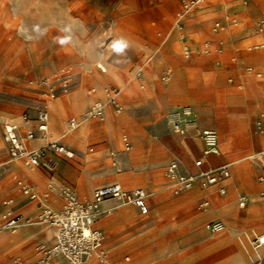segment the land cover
<instances>
[{
  "label": "rangeland",
  "instance_id": "obj_1",
  "mask_svg": "<svg viewBox=\"0 0 264 264\" xmlns=\"http://www.w3.org/2000/svg\"><path fill=\"white\" fill-rule=\"evenodd\" d=\"M208 6L200 12L201 15L190 13L180 21L177 18L181 8L179 0H0V193L16 190L21 194L10 180L12 172L21 167L20 173L26 178L30 172L21 159L8 154L1 137L2 123L11 121L22 130L34 128L37 111L45 105L48 129L45 138H37L63 142L72 149L73 156L57 157L49 174L44 169L31 170L44 177L42 193L50 191L59 196V190L69 186L77 194L76 187L77 191L84 192L85 182H92L88 196L77 194L82 201L90 200L96 187L117 180L108 157L109 152L114 151L121 157L119 182L123 187L152 184L155 189H167L170 198L195 196L178 210L168 209L170 206L167 205L165 209L168 212L163 220L153 205L149 204L148 214L141 216L132 205L113 199V206L128 211L131 217L129 220L116 217L113 225L109 219L115 213L103 218L108 212L102 209L104 204L101 203L96 225L103 230L102 248L107 264H152L142 262V259L155 249L169 250L167 264L253 262L257 255L252 249V237L264 232V225H247L264 220V181L259 180L264 176V166L250 159L249 155L256 150L250 143L248 120L252 118L253 130L264 136V49L249 47L264 45V0H229L219 6ZM220 7L224 11L216 16L214 13ZM233 17L236 18L235 23H231ZM217 21L222 28L215 30ZM37 27L39 31H35ZM28 36L32 38L28 39ZM62 38H68L67 42L60 43ZM120 39L126 40L129 47L116 52L110 45ZM184 47L190 52L188 58L184 57ZM174 58H180L181 62H172ZM149 60L155 63L156 82H148L141 74L144 61L147 65ZM98 65L105 71L101 72ZM113 65L128 77L138 75L137 85L134 78H117V83L109 78ZM177 65L182 67L179 75L176 74ZM64 68L73 74L71 84L66 91L49 98L45 95L48 85L40 81L46 78L57 86L55 74ZM168 71L169 76L166 75ZM244 72L249 74L246 79L241 75ZM97 81L101 83L100 88L96 86ZM247 83L255 88L256 94H245ZM235 84L242 88L236 89ZM109 86L116 89L118 94L115 97L119 99L126 97L131 88L137 92L129 102L121 103L123 109L119 114L110 112L103 121L85 117L78 127L67 130L66 123L70 118L84 117L91 103L88 101L86 104V97H105L104 89ZM91 88L93 92L88 94ZM75 90L80 91L82 97L80 108L83 112L79 114L74 104L59 100L60 97H71ZM177 90H185L186 94L179 95ZM181 97L198 99L191 102ZM205 97H218L213 102L226 110V116L232 122L229 131L221 133L213 124L203 122L205 115L197 110L193 101L212 102ZM183 105L192 108L202 126L217 131L220 155L214 158L216 165L224 161L229 163V186L223 196H218L231 206V211L224 215L219 212L227 208L222 207L214 195L211 199L215 207L211 211L198 200L201 195L198 187L174 195L172 187L166 183L165 169L172 160L193 168V174L200 172V168L193 164L194 158L200 155V144L191 134L174 132L165 119L168 111ZM52 113L59 117L60 122L54 123ZM23 114L26 120L22 119ZM84 120L89 125L79 138ZM238 120L242 121L241 125ZM123 133L131 144L127 152H121L120 136ZM68 135L74 138L69 140ZM173 137L178 138L177 143ZM124 156L129 157L128 160ZM237 165L242 167V173L238 174ZM153 172L158 174L156 179ZM144 189L147 193V188ZM240 197L246 199L243 208L238 206ZM24 200L29 201L26 197ZM3 201L1 196L0 205ZM200 213H203L199 216L201 219L195 220ZM215 219L224 222L223 232L211 233L206 229L205 225ZM164 220L174 222L175 229L162 231L160 226ZM30 221L47 225L41 218V209ZM169 226L166 224L165 227ZM47 231L51 240L52 231L50 228ZM192 233L202 234L192 246L185 243L186 248L194 251L176 250V243ZM124 240L128 241L125 243ZM114 241L116 249L109 252L108 245ZM39 245L35 248V257L39 255ZM258 251L259 255H264V247ZM174 257L180 260L177 262ZM15 261L19 259L13 257L10 262L18 264ZM89 261L104 264L95 258Z\"/></svg>",
  "mask_w": 264,
  "mask_h": 264
},
{
  "label": "built area",
  "instance_id": "obj_2",
  "mask_svg": "<svg viewBox=\"0 0 264 264\" xmlns=\"http://www.w3.org/2000/svg\"><path fill=\"white\" fill-rule=\"evenodd\" d=\"M206 0H179L181 8L177 18L181 21L187 14L193 13L200 9L201 5ZM236 19H231V23H235ZM180 23V22H179ZM178 27L179 24H178ZM222 26L217 21L214 23V29H221ZM254 49L262 48L264 45H253ZM184 57L188 58L190 52L187 47L183 48ZM101 72L105 68L98 65ZM167 76L170 75L168 71ZM73 74L69 69H61L55 74L54 81H58L57 86H53V81H48L46 78L41 79V83L48 85L46 96L54 98L59 92L66 91L70 84ZM93 89L87 91L92 93ZM106 101L94 100L88 107L85 117L103 121L105 118L106 108L110 107L115 114H119L123 107L117 99L116 89L106 87L104 89ZM47 107L43 105L38 111L35 119L34 128L26 129L23 136L18 132L17 125L4 121L2 123L1 137L6 143L8 154L15 158L21 159L23 164L28 168H42L51 172L54 167L52 157L71 158L73 152L64 146L59 141H49L45 145L34 150L26 147V142L34 140L37 137L45 138L48 126ZM22 119L26 120V115H22ZM166 122L171 129L181 135L191 134L199 139L202 144L201 157L194 160L193 164L197 168H201L204 164V158L209 155H218V134L213 129L201 128L193 113V110L188 105H183L168 111L165 115ZM77 125L75 119H69L66 123L67 130L73 129ZM37 133V134H36ZM123 151L130 149L128 137L121 135ZM111 165L116 171L120 170L116 161V153L109 152ZM250 159L256 161L261 166H264V149L250 155ZM180 163L172 160L168 163L165 169V176L169 180L172 187V193L177 195L183 191L192 189L198 185L201 189H206L217 185L226 180L230 176L228 164L218 166L207 165L201 168L197 174L180 172ZM260 181H264V176L259 177ZM17 187L21 193L27 195L29 199H37V195L31 190V187L21 179H15ZM51 187V184L48 185ZM219 194L225 193V188L219 186L217 188ZM63 204L59 209H51L43 206L41 209V218L54 229L53 241L51 244H40L39 255L31 261L24 262L23 260L15 261L18 264H61L66 261L68 264H81L85 259L95 256L98 260H105V252L102 248L103 232L95 227L96 216L98 215L99 205L107 199H115L124 204L134 206L140 215L148 213L147 193L142 187L125 189L119 183H108L96 187L90 200H80L69 186H64L59 190ZM246 199L239 198L238 206L244 207ZM208 205L207 200L202 201V206ZM3 226L14 232L19 226V217H7L4 220ZM206 229L211 233H219L224 230V224L219 220H213L205 225ZM252 245L255 249L264 247V233L254 234L252 237ZM264 260V255H257V258L250 264H261Z\"/></svg>",
  "mask_w": 264,
  "mask_h": 264
},
{
  "label": "crops",
  "instance_id": "obj_3",
  "mask_svg": "<svg viewBox=\"0 0 264 264\" xmlns=\"http://www.w3.org/2000/svg\"><path fill=\"white\" fill-rule=\"evenodd\" d=\"M224 1H229V0H220V1L219 0H206L201 5L200 9H198L197 11H194L191 14L195 13L196 16L201 15L202 13H200V12H202L204 8L209 7L208 6L209 4H211L213 6H219ZM221 9L224 11V8L220 7L218 9V11L214 14L216 16L221 15L223 12ZM231 19H236V18L233 17ZM196 27L197 26H194L193 28L197 29ZM252 46H250L249 48L254 49ZM257 49H264V47L257 48ZM171 61L175 62L176 64L181 62L180 58H174ZM154 64H155L154 61H152L150 64L146 65L145 61H144L143 68H142L143 70H142L141 74L148 82H156V80H157V73H156V70L154 68ZM176 68H177L176 74L179 75V73L182 71V67H179L177 65ZM111 71H112V74H109L108 77L113 79L116 83H117V78H121L123 80H129L131 78H134L133 81L135 82V84L137 85V83H138V78H137L138 75L128 77L116 65H113L111 67ZM241 75L244 79L249 77V74L245 73V72L242 73ZM229 82H231V78L229 79ZM100 85H101V83L97 81L96 82L97 88H100ZM234 86L238 90H240L242 88L240 84H235ZM72 92H74V93H72L71 97H60L59 100L61 103L74 104L76 112L78 114L82 113L83 109L80 108L81 99H82V97H80L81 93H80V91H77V90L72 91ZM136 92H137V90H134L131 88L127 92L126 97H122L120 99V102L121 103L122 102H129L132 99L131 96L136 94ZM177 92L179 95L186 94L185 90H182V91L177 90ZM256 93H257V91H255V88L251 84L247 83L246 89H245V94L248 96V95H254ZM86 98H87L86 104L88 103V101H91V103H92L94 100H101V101L103 100L104 101L105 99H107L106 97H98L99 99H91L90 97H86ZM181 98L189 99L188 101H191V102H192V99H198L197 97H181ZM205 98L211 100L212 102L211 103H198V102L193 101V105H195V107H197V110L201 113H204V115H205L203 122L205 124H213L216 129L221 131V133L224 132V130L226 132L229 131V129L232 126V122L230 119L227 118L226 110L222 107L216 106V104L213 102V100H217L218 97H205ZM247 98H252V97H247ZM255 103H257V101H255ZM158 105H161V103L159 102ZM85 107H86V105H85ZM110 112L113 113L112 109L110 107H107L105 116L109 117V115L111 114ZM113 114H115V113H113ZM115 115H117V114H115ZM53 119H54V123H55V121L60 122L59 117L55 116L54 114H53ZM90 120H95V119H90ZM95 121H98V120H95ZM109 121L111 122L110 119H109ZM9 122H11V121H9ZM11 123H13V122H11ZM237 123H239L241 125L242 121L238 120ZM198 124L201 128L213 129V128H210L207 126H202L199 123V121H198ZM253 124H254V121L252 118H250L248 120V126L250 128V143H251L252 148L254 150H256V152H254V153H257L260 151L262 144H264V136H260V135H257L255 133V131L253 130ZM88 125H89L88 121H86L82 125V131L79 132V138H80V135L82 136L85 133ZM213 130H215V129H213ZM25 131L26 130H22L21 127H18V132L21 136L24 135ZM123 134H125V133H123ZM123 134H121V135H123ZM195 139L200 144L201 149H200V155L195 157L194 160L201 157V151H202V144H201L200 140L197 138H195ZM226 139H228V137ZM173 141L175 143H177L178 138L173 137ZM47 142H49V141L46 139L44 140V139L36 138L34 140L27 141L26 147L28 149L38 148V147L45 145ZM67 142H69V141H67ZM120 142H121V136H120ZM60 143H62L64 146H66L68 149H70L72 151V149L70 147H68L67 144H65L63 142H60ZM4 144L6 145L5 142H4ZM121 146H122V142H121ZM130 147H131V144H130ZM6 149H7V146H6ZM90 150H92V149L90 148ZM129 150H127V151H129ZM127 151H123V147H122L121 152H127ZM115 153H116V161L118 163V166L121 167L120 154H119V152H115ZM254 153H252V154H254ZM190 154L192 155L191 151H190ZM219 155L220 154L209 155V156L205 157L204 158L205 164L201 168L203 169L207 165L218 166V165L225 164V163L228 164V167H229V163L225 162V161L216 165L214 158L219 156ZM108 157H109V155H108ZM52 158H53L54 163H55V159L57 157L54 156ZM128 158L129 157L124 156L125 160H128ZM109 160H110V165H111L110 157H109ZM194 160H193V162H194ZM23 166L25 167L26 170L30 169V170H28L30 172L27 173L29 178H26L23 175H21L20 170H23V169L21 167H18L17 172H12L10 180L13 181L14 183H15V179H17V178L23 180L24 182L26 181L25 183L31 187V190L35 194H37V195L43 194V197L39 199L37 196V199L31 200L28 198L27 195H24L23 193H21L22 194L21 195L16 190H10V191L4 192V193L3 192L0 193V197L2 196L4 199V201H3L4 203L2 205H0V264H12L10 261L13 257H16L19 260L20 259H23V260L27 259L29 261L37 258V255H36V257L34 256L36 246L39 244H42V243L46 244V245L51 244L53 241L54 229L47 223H46L47 225H43V224H40L38 222H31L30 220L37 215L38 209H42L43 206H47L51 209H59L62 207V204H63L61 197H59L56 193H51L50 191H45V193L44 192L42 193L44 177H43V175H41L37 172L31 171L33 169H42V168H28L24 164H23ZM111 167H112V165H111ZM179 167H180L179 168L180 172H187V173H191V174L194 173L193 168H190V167L188 168L182 162H180ZM112 168H113L114 172L117 174L116 175L117 180L111 181L109 183H113V182L119 183L123 187V185L119 182L121 180V176L119 175L121 168L119 171H116L114 167H112ZM229 171H230V176H231L230 167H229ZM47 172L48 171H46V173ZM237 172H238V174L242 173V167L240 165H237ZM49 173L50 172H48V174ZM230 176H229V178H230ZM153 177H154V179H156L158 177V174L156 172H153ZM229 178H227L226 180L222 181L221 183H219L217 185L211 186V187L206 188V189H201L198 185H195L192 188V189H194V188L198 187V189L200 190L201 195L198 197L199 201H203V200L208 201L207 207H204V208H206L207 210L210 209L212 211V209L215 207V204H214L213 199H211V195H214L215 198H217L218 203H220L222 207L227 208L225 211L219 212L220 214L224 215L225 213L231 211L230 204L226 203L225 200L218 198V196H223L226 193V190L229 186V183L227 182ZM166 179H167V177H166ZM166 183L168 184V186H171L168 179H167ZM106 184H108V183H106ZM219 186H223L225 188L224 194H219V192L217 191V188ZM92 187H93L92 182H90V183L85 182L84 192L77 191V187H76L75 191L77 192V194L79 196H82V195L88 196L90 194V190ZM136 187H141V186H135L133 188H136ZM123 188H125V187H123ZM142 188L143 189L147 188V190H148V192H147L149 195V197H147L148 210H149V204L155 206V209L158 210V213H159L158 216L161 220H163V218L166 217V212H168V211H166L165 207H167V205L170 206V208L168 207V209L178 210L181 207V205H184L185 203H188L189 201H191L195 198L194 195H182L178 198H170L168 196L167 189L158 190V189H155L154 185H152V184H148V185H146V187H142ZM125 189H132V188H125ZM192 189H190V190H192ZM190 190H187V191H190ZM187 191H183V192H187ZM183 192H181V193H183ZM77 194H76V196H77ZM179 194H177V195H179ZM25 197L28 198L29 201H25L24 200ZM49 197H52V199H50ZM111 200H113V199H107V200L102 202L104 204L102 209H106V211L108 212L103 218H106L109 213L110 214L115 213V216L111 217L109 219V221L112 223V225H113V220L116 217L121 218V219H123V217H124V219L129 220L131 218L129 212L125 211L123 209H120L116 205L113 206V202ZM34 201H36L37 203H35ZM56 202H57V204H56ZM132 207H134V206H132ZM204 208L202 209L203 213L205 211ZM239 208H243V207H239ZM116 209H119L118 213L115 212ZM135 210L138 213L136 208H135ZM203 213L198 214L194 219L195 220L201 219V218H199V216ZM210 213H214V212H210ZM210 213H208L207 215H209ZM216 214H218V213H216ZM118 215H120V216H118ZM10 216H18L19 217V226L14 232H11L10 230H8L7 228H5L3 226L5 218L10 217ZM141 216H145V215H141ZM103 218H101V219H103ZM172 219H174V217H172ZM215 220L221 221L220 219H215ZM221 222L224 224L223 221H221ZM96 223L97 222L95 221V224H94L95 227L99 228L103 232L102 228L100 226L96 225ZM166 224L170 225L169 226L170 228L165 227ZM112 225L110 227V230L112 228ZM252 225L256 226V227H261L262 225H264V220L256 221V222H254V224L247 225V226L249 227ZM175 226H176V224L174 222H171L169 220H164V221H162V225L160 226V229L162 231L163 230H172V229H175ZM224 226H225V224H224ZM48 228H50L52 231L51 240H50L49 235H48V231H47ZM224 230H225V228H224ZM223 231H221V232H223ZM221 232H219V233H221ZM260 233H264V232H260ZM201 237H202V234L192 233L188 236V238H185L184 240L180 239L176 243V250L185 248V250L187 252L188 251L193 252L194 250L192 248H188V247L186 248L185 243L188 242V244L191 245L192 243H195V241H197ZM127 241L128 240H124L123 242L126 243ZM108 248L110 250L109 252H114L113 250L116 249L115 241L112 242L111 244H109ZM168 252H169L168 249H155L154 251H152L150 253V255L147 258L142 259V262H151L152 264H167L166 259L168 257ZM91 258H95L98 262L107 264L106 253H105V260L104 261H100L95 256H91V257H88L87 259H85L84 262H82L81 264H92V261H89V259H91ZM174 259L177 262L180 260L176 257H174ZM125 260H128V257H126ZM62 262H64V261H62ZM94 264H100V263H94ZM118 264H123V263H118ZM246 264H248V263H246Z\"/></svg>",
  "mask_w": 264,
  "mask_h": 264
},
{
  "label": "bare ground",
  "instance_id": "obj_4",
  "mask_svg": "<svg viewBox=\"0 0 264 264\" xmlns=\"http://www.w3.org/2000/svg\"><path fill=\"white\" fill-rule=\"evenodd\" d=\"M220 1V0H219ZM222 10V9H221ZM223 11V10H222ZM153 60H149L148 62H147V64H150L151 62H152ZM93 92V91H92ZM104 94H105V92H104ZM118 94V93H117ZM117 94H116V96H117ZM105 97H107L106 96V94H105ZM117 99L120 101V99H119V97H117ZM84 102H85V100H83ZM103 101V100H102ZM106 101V99L103 101V102H105ZM80 118V119H79ZM77 117V119H76V117H72V118H70V119H75L76 121H77V125L73 128V129H75L76 127H78L79 125H80V122H81V120H83V119H85V115H84V117ZM84 121H86V120H84ZM219 124V123H218ZM81 128V131H82V126L80 127ZM73 129H71V130H73ZM81 136V135H80ZM65 137V136H64ZM78 137H79V135H78ZM72 138H74V136L73 135H68L67 136V139H69V140H71ZM76 139V138H75ZM77 140V139H76ZM26 182V181H25ZM33 192V191H32ZM146 192V191H145ZM34 193V192H33ZM35 194V193H34ZM37 195V194H36ZM38 196V198L40 199V195L38 194L37 195ZM205 207H207V206H205ZM119 212V209L116 211V213H118ZM121 214V213H120ZM127 214V213H126ZM118 216H120V215H118ZM122 216V215H121ZM123 219H124V217H123ZM102 225H105V223H103ZM252 233H255L254 231L252 232ZM247 238L249 239V240H251V238L249 237V235L247 234ZM252 249H253V252L255 253V255H259V251L257 250V249H255L254 247H252ZM66 262V261H65ZM68 264V263H67Z\"/></svg>",
  "mask_w": 264,
  "mask_h": 264
},
{
  "label": "clouds",
  "instance_id": "obj_5",
  "mask_svg": "<svg viewBox=\"0 0 264 264\" xmlns=\"http://www.w3.org/2000/svg\"><path fill=\"white\" fill-rule=\"evenodd\" d=\"M35 31H39V28L37 27L35 29ZM64 31H67V29H64ZM28 39H31L32 37L31 36H28L27 37ZM67 39L68 38H62L60 40V43H66L67 42ZM110 47L115 50L116 52H123L125 49H127L129 47L128 45V42L124 39H120V40H117V41H114Z\"/></svg>",
  "mask_w": 264,
  "mask_h": 264
}]
</instances>
